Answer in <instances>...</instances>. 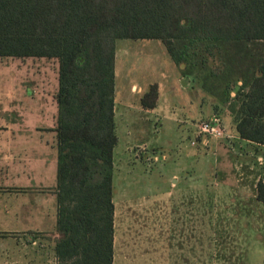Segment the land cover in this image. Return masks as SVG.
Instances as JSON below:
<instances>
[{
	"label": "rangeland",
	"instance_id": "1",
	"mask_svg": "<svg viewBox=\"0 0 264 264\" xmlns=\"http://www.w3.org/2000/svg\"><path fill=\"white\" fill-rule=\"evenodd\" d=\"M59 65L0 57V190L56 185ZM115 72L114 257L125 256L114 264H264V145L239 136L235 93L222 101L185 77L160 39L118 40ZM151 84L161 94L148 108ZM214 116L221 133L200 134ZM26 173L37 178L19 180ZM3 233L0 264H8L18 239Z\"/></svg>",
	"mask_w": 264,
	"mask_h": 264
},
{
	"label": "trees",
	"instance_id": "2",
	"mask_svg": "<svg viewBox=\"0 0 264 264\" xmlns=\"http://www.w3.org/2000/svg\"><path fill=\"white\" fill-rule=\"evenodd\" d=\"M126 38L160 39L185 77L222 101L234 92L239 136L264 145V0H0V57L60 64L57 264H114L115 67ZM159 95L151 84L143 106Z\"/></svg>",
	"mask_w": 264,
	"mask_h": 264
},
{
	"label": "crops",
	"instance_id": "3",
	"mask_svg": "<svg viewBox=\"0 0 264 264\" xmlns=\"http://www.w3.org/2000/svg\"><path fill=\"white\" fill-rule=\"evenodd\" d=\"M159 93L161 94V91ZM5 129L7 128L0 126V133L5 132ZM2 139L5 138L0 135V156L3 150ZM34 177L37 178L34 174L26 173L24 176L20 175L19 180L34 181ZM57 185L56 180V185L45 189L25 185L23 187L19 186L22 190L18 188L0 190V239L4 235L3 232H14L17 234L16 239H18L14 254L6 256V260H12V263L8 264L58 263L54 249L58 213ZM27 236L30 238H27ZM39 244L41 249L37 247ZM27 248H31L32 252H26L24 249ZM3 256V254L0 255V260L3 259ZM123 256H125L123 250H120L118 254L116 253L115 263Z\"/></svg>",
	"mask_w": 264,
	"mask_h": 264
},
{
	"label": "built area",
	"instance_id": "4",
	"mask_svg": "<svg viewBox=\"0 0 264 264\" xmlns=\"http://www.w3.org/2000/svg\"><path fill=\"white\" fill-rule=\"evenodd\" d=\"M220 119L217 116H214L212 118H210L209 120H204L199 124V133L200 134H204L205 136H213V135H217L220 134ZM198 140V139H196ZM195 139L192 140L193 144H196Z\"/></svg>",
	"mask_w": 264,
	"mask_h": 264
},
{
	"label": "water",
	"instance_id": "5",
	"mask_svg": "<svg viewBox=\"0 0 264 264\" xmlns=\"http://www.w3.org/2000/svg\"><path fill=\"white\" fill-rule=\"evenodd\" d=\"M238 89H239V85L236 86L235 91H237Z\"/></svg>",
	"mask_w": 264,
	"mask_h": 264
}]
</instances>
